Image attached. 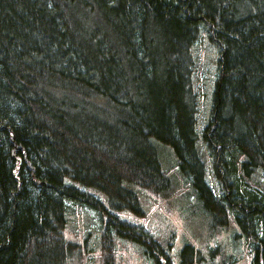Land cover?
Returning a JSON list of instances; mask_svg holds the SVG:
<instances>
[{"label":"trees","instance_id":"obj_1","mask_svg":"<svg viewBox=\"0 0 264 264\" xmlns=\"http://www.w3.org/2000/svg\"><path fill=\"white\" fill-rule=\"evenodd\" d=\"M202 32L219 47L202 140L217 188L197 129ZM158 142L174 149L211 232L234 217L264 264V0H0V264L84 257L66 237L71 201L103 203L75 183L137 213L141 188L171 192ZM114 217L117 233L144 237ZM110 227L102 264H116ZM201 259L186 245L180 262Z\"/></svg>","mask_w":264,"mask_h":264},{"label":"rangeland","instance_id":"obj_2","mask_svg":"<svg viewBox=\"0 0 264 264\" xmlns=\"http://www.w3.org/2000/svg\"><path fill=\"white\" fill-rule=\"evenodd\" d=\"M192 53L196 63L195 86L200 95L197 129L199 144H202L213 107L219 47L209 34L202 32L193 45ZM157 147L161 161L172 176L176 188L166 195L141 188L142 209L138 213L129 207L116 209L102 191L75 183L100 200L103 206L94 209L87 204L71 201L66 237L87 251L83 258L76 253L70 264H102V257L107 252L103 233L111 226L110 220L114 216L124 221L122 224L126 228L121 229L122 233L133 230L144 236L141 240H134L110 227L113 240L111 248L116 264H166L164 251L172 264H181V252L186 245H193L201 252L202 259L196 264L203 261L206 264H219L228 256L236 260L232 264H252L254 253L250 252L237 220L232 217L226 229L212 233L207 211L194 193L192 182H186L189 177L181 171L174 149L161 142L157 143ZM200 147L204 150V159L208 165L209 183L217 188L218 182L212 176L214 170L208 152L203 144ZM102 213L106 215L105 218ZM144 239L146 243H143Z\"/></svg>","mask_w":264,"mask_h":264},{"label":"bare ground","instance_id":"obj_3","mask_svg":"<svg viewBox=\"0 0 264 264\" xmlns=\"http://www.w3.org/2000/svg\"><path fill=\"white\" fill-rule=\"evenodd\" d=\"M147 190V189H146ZM140 198H141V196H140ZM96 199V198H95ZM97 200V199H96ZM90 206V205H89ZM95 208V207H94ZM114 219H116L115 217H113L112 219H111V221H113ZM75 249H76V251H77V246L75 247ZM87 250L86 249H82V252L83 253H85Z\"/></svg>","mask_w":264,"mask_h":264}]
</instances>
